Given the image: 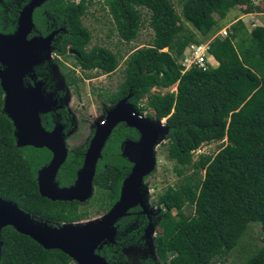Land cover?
I'll return each mask as SVG.
<instances>
[{
  "label": "trees",
  "instance_id": "16d2710c",
  "mask_svg": "<svg viewBox=\"0 0 264 264\" xmlns=\"http://www.w3.org/2000/svg\"><path fill=\"white\" fill-rule=\"evenodd\" d=\"M28 1L21 0L20 5ZM258 1L264 7V0ZM93 2L43 0L32 11L33 29L28 35H47L53 30L49 26L53 19L54 27L63 29L51 49L54 54L71 56L72 66L82 72L110 73L117 66L115 53L96 45L85 49L90 35L81 17ZM101 6H105L117 37L126 43L139 30V8L149 14L150 44L127 56L122 81L115 91L101 95L109 104L129 95L126 101L137 112L149 108L152 114L147 115L152 119L165 117L166 158L173 161V171L180 177L177 184L156 196L154 204L160 207L156 214L159 231L152 240L156 261L147 258L140 264H211L214 258L225 259L250 224L259 225L260 245L242 264H264V23L247 30L237 19L225 36H214L208 53L217 62L215 66L184 70L178 62L187 45L199 43L183 22L205 37L232 8L243 13L257 11L255 0H180L179 15L169 0H102ZM19 9L2 0L1 33L14 30ZM52 61L64 68L57 57ZM44 67V63L32 67L36 79L47 81ZM62 75L66 86H76L73 70L66 69ZM172 84L174 91L148 94L152 87ZM146 94V102L141 103ZM124 130L115 128L107 138L93 178L100 201H107L105 209L116 201L125 167H129L118 150ZM223 139L225 144L215 154H199L192 160V152L200 144ZM48 158L44 149L16 145L13 125L3 112L0 87V198L49 225L81 218L84 214L76 212L74 203L39 195L36 171ZM80 161L67 160L57 179L71 182ZM187 167L192 168L191 173H184ZM133 219V215L119 218L115 245H102L96 251L108 262L124 261L119 248L132 243L137 235L130 240L131 235L145 226V222L134 226ZM71 262L62 251L45 249L9 225L0 228V264Z\"/></svg>",
  "mask_w": 264,
  "mask_h": 264
},
{
  "label": "water",
  "instance_id": "95a60500",
  "mask_svg": "<svg viewBox=\"0 0 264 264\" xmlns=\"http://www.w3.org/2000/svg\"><path fill=\"white\" fill-rule=\"evenodd\" d=\"M42 2L43 0H29L19 11L14 30L6 34L0 32V87L3 92V112L13 125L15 143L17 146L46 147L52 152L49 163L36 174L39 195L50 200L87 199L92 192L91 181L100 149L118 122L133 125L139 130L141 139L136 144L139 151L135 158L129 157L133 165L122 181L117 200L100 218L54 226L23 212L11 201L0 198V228L9 225L45 249L62 251L76 264H107L96 251L104 243L114 242V223L124 216L128 209L140 203L141 180L153 169L152 148L156 143L155 135L161 128L151 134L144 123L145 119L126 101L129 95L122 97L105 113L103 119L96 121L97 128L83 164L77 172L75 184L69 188L55 186L53 178L64 159L65 150L61 142L53 143L51 134L43 130L39 119V113L51 110L54 101L44 100L40 93L42 87L40 80H34L33 85L24 83L25 75L32 79L36 78L32 67L48 58V55L44 54L37 59L36 49L49 50V41L56 33L52 31L45 36L27 37L33 29L32 11ZM55 127H60V124H56ZM164 131L166 133V126ZM130 145L124 146V154ZM140 207L146 211L145 205L140 204Z\"/></svg>",
  "mask_w": 264,
  "mask_h": 264
},
{
  "label": "rangeland",
  "instance_id": "374dc122",
  "mask_svg": "<svg viewBox=\"0 0 264 264\" xmlns=\"http://www.w3.org/2000/svg\"><path fill=\"white\" fill-rule=\"evenodd\" d=\"M9 4L22 8L21 0H8ZM76 1V0H75ZM174 8L176 14H180V0H169ZM102 0H95L88 8H86L85 14L81 17V23L89 31V42L85 46V49L88 50L92 46H103L115 53L117 57V66L110 73H102L95 70L82 72L77 67L73 68L74 75L77 77L76 86H65L63 81V75L60 71V68L56 63L52 61V57H58L52 52V47L56 44L58 36L51 38L49 41V50L46 48L40 50L36 49L35 53L37 54V59L43 57L44 54L48 55L47 60L43 63L47 66H51L53 70L57 69V73H53L54 81L48 80V83L45 87L40 89V93L45 98V94H48L44 100L50 102V95L55 91V86L60 87L64 85L63 92L66 94L68 104L66 106L67 111H69L74 119V123L77 127H88L95 125L96 121L103 118L104 109H109L106 102L103 101V96L101 94H108L115 91L118 84L123 79L122 70L124 68V61L127 56L136 50L137 48L148 46L152 38V30L148 25V12L139 8L141 14V24L139 30L136 34V37L130 42L121 41L115 32L114 26L110 19V16L107 14L105 6H101ZM2 0H0V5ZM256 5L259 7L257 11L252 13H243L239 8L235 7L226 13L224 19L218 22V25L215 27V30L207 34L205 37L200 35L195 31L190 24L183 22L184 27L194 33V38L199 41V43H204L210 41L214 36L223 37V30L228 32L230 24L234 23L237 19H241L244 23L245 28L249 30L254 25H260L264 23V7L260 4L258 0H255ZM102 7L103 9H100ZM19 9V11H20ZM19 11L15 20V27L17 25V18ZM216 18V16L214 15ZM49 26L53 28L52 31L61 30L60 27H54L56 22L53 19H50ZM51 31V32H52ZM50 32V33H51ZM240 35V34H239ZM242 36V35H241ZM165 50V48L163 49ZM188 45L184 48L182 56L187 52ZM210 56V55H209ZM208 56V57H209ZM60 60L64 64L62 71H65L67 68H72V58L71 56H66L65 58L60 57ZM207 63L210 62V59H207ZM214 65V64H213ZM49 79V78H48ZM59 80V82H58ZM59 84H58V83ZM57 83V85H56ZM175 84L170 85L167 88H155L152 87L149 90V93H164L166 91H174ZM103 94V95H104ZM147 94L141 99V103L146 102ZM69 99V100H68ZM144 114H152V110L147 108L143 111ZM161 130L155 135V149L153 150V169L151 173L143 181V195L141 196L140 203L142 206L145 205L148 210L154 212L152 209L155 206L154 201L156 196L161 193L166 187L173 186L177 184L180 180L179 176L173 171L174 163L172 160L166 158L165 152V143L166 138L164 136V120L165 117L160 118ZM225 144L224 139L221 141H212L207 143H202L200 146L192 152V160H195L199 154H215L219 148ZM192 168L187 167L184 169V173H191ZM96 194L94 193L92 198L86 204L79 206L80 211H85V215L82 217L83 220H93L98 219L101 216L105 209V202L99 204L96 201ZM160 209V208H159ZM185 213H191L188 209H183ZM147 213V211H145ZM152 213H148V223L144 226V232H141V235H145L143 239L139 238L137 242L122 245L121 248H127L126 254H123L125 260L122 262H108L107 264H138L139 260L144 257H149L156 261V255L154 249L152 248V237L153 234L159 231V228L156 225V219L152 216ZM152 216V217H151ZM40 220V219H39ZM43 221V220H42ZM153 233V234H152ZM107 245V244H103ZM132 245V246H130ZM260 245V230L258 224H250L246 228L245 233L241 237L237 246H235L225 258H214L211 261V264H242L245 258L251 254L258 246ZM71 264H76L73 260Z\"/></svg>",
  "mask_w": 264,
  "mask_h": 264
},
{
  "label": "flooded vegetation",
  "instance_id": "af4514ba",
  "mask_svg": "<svg viewBox=\"0 0 264 264\" xmlns=\"http://www.w3.org/2000/svg\"><path fill=\"white\" fill-rule=\"evenodd\" d=\"M61 28V27H60ZM63 29L61 28V30L57 31V33L54 34V37H56L58 35L59 32H62ZM50 33V32H49ZM36 35V34H35ZM33 35H28L27 37H31ZM44 36V35H43ZM66 53L68 54H73L70 50H66ZM56 55V54H54ZM59 56V55H58ZM60 57L59 56V60H60ZM45 61V60H44ZM44 61L42 62H39V63H43ZM61 61V60H60ZM62 62V61H61ZM63 63V62H62ZM38 64V63H37ZM58 65V64H57ZM64 65V64H63ZM59 67V66H58ZM46 70H47V74H48V78L47 81H42V87H45L46 84L48 83V80L51 81L53 80L54 81V77H53V73H57V69L56 70H53L51 66H47L45 65L44 67ZM60 68V67H59ZM74 66H72L71 70H73ZM67 69H70V68H67ZM33 71V69H32ZM60 71L62 72V69H60ZM74 72V71H73ZM34 73V72H33ZM58 74V73H57ZM36 77V76H35ZM64 78V77H63ZM34 80H38V79H32V78H29L27 75L24 76V83L25 84H30V85H33L34 84ZM59 82V80H58ZM57 82V83H58ZM56 83V85H57ZM60 83H64L65 85V81L63 79V81H61ZM59 84V83H58ZM64 85L60 86V87H57L55 86V91L53 92L52 95H50V100L51 101H54V104H53V108L51 110H48L46 112H43V113H39V119H40V124L43 128L44 131L48 132L49 134H51V138H52V141L53 143H56V142H61L63 147H64V150H65V156H64V159L63 161L61 162V164L58 166L56 172H55V175H54V178H53V183L55 184V186L57 188H69V187H72L74 184H75V181H76V178H77V172L79 171V169L81 168L82 164H83V160H84V157H85V154H86V151L89 147V144H90V141L95 133V130H96V125H92V126H88V127H77L76 124L74 123V119L71 115V113L69 111H67L66 109V106L68 104V101H67V98L65 97L66 94L63 92V88H64ZM66 86V85H65ZM69 87V86H68ZM42 94H45V98L47 97L48 98V94L46 93H43ZM69 100V99H68ZM107 103V102H106ZM115 103H112V104H109L107 103L109 109L114 105ZM109 109H104V112H103V118L105 116V113L109 110ZM134 109V108H133ZM135 110V109H134ZM136 111V110H135ZM144 111V110H143ZM143 111H141V113L137 112L141 117H143L144 119H151L152 118L150 116H148L147 114H144ZM102 118V119H103ZM163 118V117H162ZM47 121L50 122V125H47ZM56 124H60V127H55ZM119 125V127H117ZM164 126H165V120H164ZM125 128V133H124V137L123 139H121L119 141V144H118V150H119V155L120 157L124 158L125 161L129 164V167H125L126 169V172L124 173L123 177H122V180H121V183H120V187H121V184H122V181L123 179H125V177L129 174L131 168H132V165H133V161L130 160V158H135L136 156H138V151H139V146H136L137 142L140 141L141 139V134L139 132V130L133 126V125H129V124H126L125 122H118L112 129L111 131L109 132L108 136L106 137L105 141H104V144L103 146L101 147L100 149V154L96 160V164H95V169H94V173H93V176H92V181H91V187H92V192H91V195L87 198V199H84V200H79V199H71V200H51V201H63L64 203L67 202V203H74V207H75V210L78 214H84L85 215V211H80L79 210V206H82L84 204H86V202H89L90 199L92 198L93 194L95 193L96 194V201L102 205V201H100V195L98 194V189H97V186L96 184H94L93 182V178H94V175H95V172H96V166H97V163L99 161V159L101 158V152H102V149L105 145V142L107 140V138L112 134L113 130L116 128L118 131H121L122 128ZM150 127H153V126H150ZM150 131V130H149ZM151 133V131H150ZM152 134V133H151ZM129 144H131L128 148V150L126 151V154L123 153L124 151V146H128ZM25 146H31V145H25ZM33 147V146H31ZM155 144L153 145V148H152V154H153V150L155 149ZM34 148H39V149H44L46 150L48 153H49V158L48 160L43 164L41 165L38 169H42L43 167H45L49 161L51 160L52 158V152L47 149L46 147H34ZM130 157V158H129ZM77 159H80V165L74 170V177L73 179L71 180V182L69 183H61L58 179H57V176H58V173L59 171L61 170V167L62 165L67 161V160H71V161H74V160H77ZM37 171H36V174H37ZM152 171V170H151ZM151 171L146 174L145 176L142 177V180H141V185H140V192H141V196L143 195L144 191H143V188H142V185H143V181L144 179L151 173ZM36 179V177H35ZM36 184H37V181H36ZM120 187H119V190H120ZM37 191H38V188H37ZM118 196H119V191H118ZM43 197V196H42ZM46 198V197H45ZM118 198V197H117ZM48 199V198H47ZM50 200V199H49ZM117 200V199H116ZM107 203V201L105 202ZM106 207V205H105ZM111 207V206H110ZM108 207L107 209H104V212H107V210L110 208ZM159 206L155 205L152 207L151 210H153L154 212L152 213V211L148 210L149 208L146 207V211L147 213H145V211L142 210V208L140 207V205L137 203L135 204L134 206H132L130 209L127 210L126 215H133L134 216V219H133V222L132 224L134 226H137V224H141L143 222H145V225L146 223H148V218L147 216H149L151 213H152V216L156 219V214L157 212L159 211ZM148 213H150L148 215ZM102 214V215H103ZM83 215V216H84ZM101 215V216H102ZM82 216V217H83ZM99 216V218L101 217ZM151 216V217H152ZM79 218L77 220H73V221H70V222H63V223H75V222H85L86 220H83V218ZM123 217V216H122ZM121 218V217H120ZM118 220V219H117ZM145 220V221H144ZM117 222V221H116ZM116 222L114 223V227H115V233H116ZM62 223H60L59 225H61ZM59 225H54V226H59ZM144 228V227H143ZM142 228L141 232L144 230ZM127 231H131V229L127 230ZM141 232L138 234V232L136 231L135 234L131 235V237L129 238L130 240L133 239V237L135 235H137V238L135 240H133L132 243H135L138 241L139 238L143 239V237L145 235H141ZM144 232V231H143ZM153 234V233H152ZM156 234V233H155ZM153 234V236L155 235ZM115 236V235H114ZM153 238V237H152ZM144 240V239H143ZM153 240V239H152ZM107 245H115V241L111 244H107ZM132 246V245H130ZM153 248V246H152ZM128 247L127 248H121L120 251L123 252V254H126L125 252L127 251ZM115 252V251H113ZM124 256V255H123ZM125 258V257H124ZM149 257H144V258H141L138 262V264H140V262L143 260V259H147ZM151 259V258H150Z\"/></svg>",
  "mask_w": 264,
  "mask_h": 264
},
{
  "label": "built area",
  "instance_id": "2783aa9c",
  "mask_svg": "<svg viewBox=\"0 0 264 264\" xmlns=\"http://www.w3.org/2000/svg\"><path fill=\"white\" fill-rule=\"evenodd\" d=\"M222 32L223 34H226L224 30ZM208 43L209 41L188 45L187 52L178 60L179 64L183 67L184 70L188 69L191 66L205 69L208 65H210V63H207V59L209 56Z\"/></svg>",
  "mask_w": 264,
  "mask_h": 264
},
{
  "label": "bare ground",
  "instance_id": "6f19581e",
  "mask_svg": "<svg viewBox=\"0 0 264 264\" xmlns=\"http://www.w3.org/2000/svg\"><path fill=\"white\" fill-rule=\"evenodd\" d=\"M134 113V112H133ZM135 114V113H134ZM145 125L147 126V128L154 133L155 131H157L161 125V120L160 119H145L144 120ZM153 126V127H150Z\"/></svg>",
  "mask_w": 264,
  "mask_h": 264
},
{
  "label": "crops",
  "instance_id": "0c3cea01",
  "mask_svg": "<svg viewBox=\"0 0 264 264\" xmlns=\"http://www.w3.org/2000/svg\"><path fill=\"white\" fill-rule=\"evenodd\" d=\"M208 59H210L209 63H210L211 66H215L217 64V62L214 60V58L212 56H209Z\"/></svg>",
  "mask_w": 264,
  "mask_h": 264
}]
</instances>
